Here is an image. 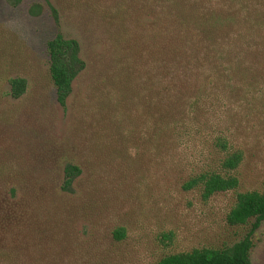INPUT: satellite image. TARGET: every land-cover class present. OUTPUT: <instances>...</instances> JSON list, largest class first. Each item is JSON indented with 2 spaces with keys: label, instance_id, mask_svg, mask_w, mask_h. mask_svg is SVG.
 Masks as SVG:
<instances>
[{
  "label": "rangeland",
  "instance_id": "374dc122",
  "mask_svg": "<svg viewBox=\"0 0 264 264\" xmlns=\"http://www.w3.org/2000/svg\"><path fill=\"white\" fill-rule=\"evenodd\" d=\"M152 5L0 0V264H154L172 253L231 247L250 233L254 219L227 222L234 192L205 201L185 188L224 157L205 127L184 144L157 148V100L138 95L133 66ZM58 33L78 41L86 63L66 107L46 49ZM13 78L27 82L19 99L9 95ZM206 119L244 152L240 190H264V98H231L201 124ZM69 164L80 174L66 185ZM117 228L126 231L120 241ZM251 240V264H264V221Z\"/></svg>",
  "mask_w": 264,
  "mask_h": 264
},
{
  "label": "trees",
  "instance_id": "16d2710c",
  "mask_svg": "<svg viewBox=\"0 0 264 264\" xmlns=\"http://www.w3.org/2000/svg\"><path fill=\"white\" fill-rule=\"evenodd\" d=\"M147 14L150 35L141 29L134 62L139 72L138 95L156 98L154 124L157 148L184 144L201 136L205 127L214 146L223 152L216 170H204L186 183L203 200L216 194L235 193L227 214L231 226L254 219L248 236L231 247L195 248L161 257L154 264H251V235L264 221V190H240L238 170L244 152L234 146L225 130L201 118L216 113L231 98H264V0H150ZM57 18V11L50 6ZM41 6L31 9L38 15ZM129 45V44H128ZM49 71L57 101L66 107L73 82L86 68L78 41L56 34L46 44ZM133 70V71H134ZM9 95L19 99L27 89L23 78L9 79ZM194 119V121H191ZM80 174L76 165L65 167V184ZM124 228L114 237L125 238Z\"/></svg>",
  "mask_w": 264,
  "mask_h": 264
}]
</instances>
